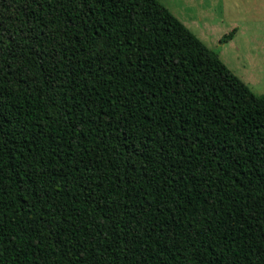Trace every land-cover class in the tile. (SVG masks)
<instances>
[{
  "label": "trees",
  "instance_id": "obj_1",
  "mask_svg": "<svg viewBox=\"0 0 264 264\" xmlns=\"http://www.w3.org/2000/svg\"><path fill=\"white\" fill-rule=\"evenodd\" d=\"M0 264H264V95L160 0H0Z\"/></svg>",
  "mask_w": 264,
  "mask_h": 264
},
{
  "label": "rangeland",
  "instance_id": "obj_2",
  "mask_svg": "<svg viewBox=\"0 0 264 264\" xmlns=\"http://www.w3.org/2000/svg\"><path fill=\"white\" fill-rule=\"evenodd\" d=\"M256 94L264 95V0H160ZM237 29L232 40L224 36Z\"/></svg>",
  "mask_w": 264,
  "mask_h": 264
}]
</instances>
